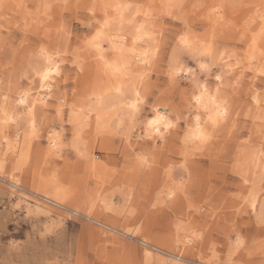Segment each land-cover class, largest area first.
<instances>
[{
    "label": "rangeland",
    "instance_id": "374dc122",
    "mask_svg": "<svg viewBox=\"0 0 264 264\" xmlns=\"http://www.w3.org/2000/svg\"><path fill=\"white\" fill-rule=\"evenodd\" d=\"M231 1L0 0V264H264V0Z\"/></svg>",
    "mask_w": 264,
    "mask_h": 264
},
{
    "label": "bare ground",
    "instance_id": "6f19581e",
    "mask_svg": "<svg viewBox=\"0 0 264 264\" xmlns=\"http://www.w3.org/2000/svg\"><path fill=\"white\" fill-rule=\"evenodd\" d=\"M162 1L165 2L167 5H170V3H173V2H175L177 0H162ZM204 2H206L207 5L209 3H211L214 6V9L216 8L218 11H221L223 13H227L229 11H232L234 9L235 5H237V4L231 3L232 2L231 0H204ZM118 4H119V7H118ZM118 4H117L116 8H117V11L119 12V14H118L119 18L116 19V20H117V25L119 27L116 28V30H117L118 33H120L122 31L123 32L125 31L124 28H122V26L127 22V19L124 17L125 15H123V5L120 2ZM240 4H241V2H240ZM200 7H201V5L195 7V9H201ZM167 8H169V6ZM202 8H203V6H202ZM238 8H237L238 11H242L243 10L242 6H241V8L240 7H238ZM132 17L134 18V15ZM126 31H128V33L131 34V32H130L131 30L130 29L129 30L126 29ZM133 31H135L137 33L141 32V34H138L137 36L135 35L134 39L131 37L133 39V41L141 39L144 36V34L142 33V31H143V26L142 25L136 27L135 30H133ZM119 35L120 34H117L115 36V38L111 40L112 41L111 43H113V49H114V51L116 50V53H117V57H116L117 59L115 61L108 62V66L111 69H113L114 71H116V72L124 73V72H128V69L133 68L136 62H140V61L144 62V61H146V53H145V51L143 49H142V51H144V52H140V51H138V49L136 50V49H132V48L129 51H125L124 50L125 44L124 43H123L124 45L118 44L119 42L115 40V39H117V40L120 39ZM121 35H123L124 38L126 37L125 39L122 38V40L124 39L126 41V39L128 38L127 35L126 36H124L125 34H121ZM131 35H133V34H131ZM129 47H131V46H129ZM146 62H148V61H146ZM35 72H36V75L38 76V79H39V82H40V87L39 88H41L42 90L51 91L52 85L49 83V80L51 79V76L53 74H59V68L52 63L51 57L48 55L47 52L43 53L42 57L40 58V65H39V67H37ZM45 77H47V78H45ZM117 91H119V90H117ZM198 97L200 98L199 101H197V97H196L195 101H197V102H195V101L194 102L197 103V105L200 108L205 109V111H209V113H210L209 114V118H210L211 122H214V123L218 122V114H217L216 110H212L213 106L216 103V96L206 93L205 96H198ZM29 99H30L29 97L24 96L21 99H19L18 101L23 106L25 104L27 105ZM135 103H136V101H135ZM135 103H132V106H134ZM103 107H104V101L102 99L98 100L96 111L97 112H101ZM26 116H28V118L30 117L31 123H32L31 126H33L34 123L32 122V118L35 119V115H34V109L32 107L30 108V111H29V113ZM13 117H15V116H13ZM153 121H157V122L153 123ZM195 122H196V126L194 127L192 134H193L194 137H198L203 132L201 124L198 123L199 122V117L198 116L195 118ZM171 124H172V122L168 119V117L165 114L157 113L146 124L148 136L151 137L153 135H155V136L158 135V136H160L162 138L163 129L164 128L168 129ZM28 126H29V124H28ZM33 127H30V128H33ZM33 130H34V128H33ZM31 136H32V134H30V133H29V135H26V140H28ZM57 137H58V135L52 137V142L50 141L53 146H57L58 145V140L59 139ZM16 138L19 139L20 136L16 135ZM10 146H11V149L15 148V145H13V144H10ZM57 148H59V147H57ZM46 199H49V198H46ZM54 202L57 205L58 202H56V201H54ZM188 240H190V239H188Z\"/></svg>",
    "mask_w": 264,
    "mask_h": 264
},
{
    "label": "snow or ice",
    "instance_id": "6c2138e0",
    "mask_svg": "<svg viewBox=\"0 0 264 264\" xmlns=\"http://www.w3.org/2000/svg\"><path fill=\"white\" fill-rule=\"evenodd\" d=\"M45 78H47V77H45ZM199 99H200V98H199V97H197V101H199ZM156 122H157V121H153V123H156Z\"/></svg>",
    "mask_w": 264,
    "mask_h": 264
}]
</instances>
